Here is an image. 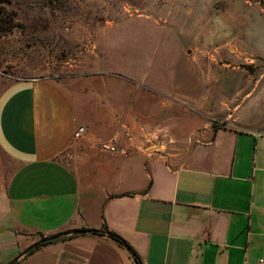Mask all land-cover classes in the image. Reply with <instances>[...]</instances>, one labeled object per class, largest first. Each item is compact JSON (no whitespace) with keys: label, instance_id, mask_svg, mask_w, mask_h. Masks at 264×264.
Listing matches in <instances>:
<instances>
[{"label":"crops","instance_id":"crops-1","mask_svg":"<svg viewBox=\"0 0 264 264\" xmlns=\"http://www.w3.org/2000/svg\"><path fill=\"white\" fill-rule=\"evenodd\" d=\"M142 54L149 65L138 73L27 78L0 91V264L41 237L105 225L142 264L264 257V74L228 95L187 65ZM113 139L116 153L103 149ZM18 264L137 263L89 234Z\"/></svg>","mask_w":264,"mask_h":264},{"label":"rangeland","instance_id":"rangeland-1","mask_svg":"<svg viewBox=\"0 0 264 264\" xmlns=\"http://www.w3.org/2000/svg\"><path fill=\"white\" fill-rule=\"evenodd\" d=\"M17 27L0 39V91L27 78L185 66L234 95L264 74V0H5ZM192 54L179 59V51ZM148 54V53H147ZM250 73V74H249ZM261 88L264 86V78ZM227 90V91H226ZM2 157L4 164H10Z\"/></svg>","mask_w":264,"mask_h":264},{"label":"trees","instance_id":"trees-1","mask_svg":"<svg viewBox=\"0 0 264 264\" xmlns=\"http://www.w3.org/2000/svg\"><path fill=\"white\" fill-rule=\"evenodd\" d=\"M0 1H5V0H0ZM16 27H17V22H16L15 14L12 11H10L5 5L0 4V39L14 32ZM92 234L95 236H101L105 234L108 235L112 240L117 242L120 246L127 249L133 256L137 264H142L140 257L134 251V249L122 237L110 231L106 225L102 230H92ZM42 239L44 238L41 237V240ZM38 248L39 247H37L36 250Z\"/></svg>","mask_w":264,"mask_h":264},{"label":"water","instance_id":"water-1","mask_svg":"<svg viewBox=\"0 0 264 264\" xmlns=\"http://www.w3.org/2000/svg\"><path fill=\"white\" fill-rule=\"evenodd\" d=\"M89 234H92V230L83 229V230H77V231H71V232L63 233L61 235H57V236H53V237L44 238V239L40 240L39 242H37L36 244L32 245L26 251H24V253L20 257H18L14 261L13 264H18L23 257H25L26 255L35 251L37 247L47 245V244H51V243H55V242H59V241H62V240L68 239V238L82 236V235H89Z\"/></svg>","mask_w":264,"mask_h":264},{"label":"built area","instance_id":"built-area-1","mask_svg":"<svg viewBox=\"0 0 264 264\" xmlns=\"http://www.w3.org/2000/svg\"><path fill=\"white\" fill-rule=\"evenodd\" d=\"M85 133H86V129L84 127H79L74 133V138L75 139H81ZM114 143H115V139H113L110 142L104 143L103 149L110 151V152H113V153H116L117 148L115 147ZM258 264H264V257H262V259H260Z\"/></svg>","mask_w":264,"mask_h":264}]
</instances>
